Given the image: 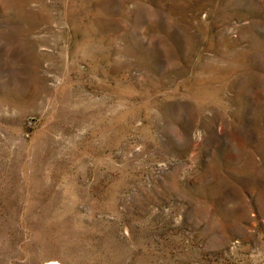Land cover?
I'll return each instance as SVG.
<instances>
[{
  "label": "rangeland",
  "instance_id": "1",
  "mask_svg": "<svg viewBox=\"0 0 264 264\" xmlns=\"http://www.w3.org/2000/svg\"><path fill=\"white\" fill-rule=\"evenodd\" d=\"M264 264V0H0V264Z\"/></svg>",
  "mask_w": 264,
  "mask_h": 264
},
{
  "label": "bare ground",
  "instance_id": "2",
  "mask_svg": "<svg viewBox=\"0 0 264 264\" xmlns=\"http://www.w3.org/2000/svg\"><path fill=\"white\" fill-rule=\"evenodd\" d=\"M52 264H55V263H52Z\"/></svg>",
  "mask_w": 264,
  "mask_h": 264
}]
</instances>
